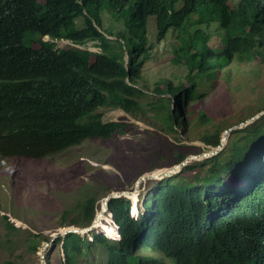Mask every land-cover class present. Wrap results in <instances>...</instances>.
<instances>
[{
    "label": "trees",
    "instance_id": "1",
    "mask_svg": "<svg viewBox=\"0 0 264 264\" xmlns=\"http://www.w3.org/2000/svg\"><path fill=\"white\" fill-rule=\"evenodd\" d=\"M45 1L54 36H69L68 21L78 8L69 0ZM230 1L143 0L149 8L161 9L157 36L147 42L145 35L140 40L125 31L131 44L127 67L121 42L105 36L123 35L111 26L101 33L91 24L94 0H84L90 10L82 6L89 28L78 39L72 38L92 41L100 49L92 64L93 55L86 50L53 51L54 45L41 43L39 31L32 27L34 20L5 21L0 4V153L37 160L85 139L124 133V124L103 122V108L120 109L132 117L154 113L169 133H185L189 125L197 126L201 143L216 147L221 131L218 125L212 128L208 91L234 60L239 64L264 59V0H232L229 5ZM113 3L107 12L118 21L127 7L113 10ZM34 10L39 13V6ZM95 21L102 27L101 12ZM211 22L218 24L216 44L208 31ZM150 47V57L157 53L182 73L174 75L175 82L156 80L150 90L154 94L147 97L144 77L152 64ZM224 74L229 78L228 70ZM191 102L199 103V109L190 111L194 115L187 123L184 115ZM261 103L257 112L264 109V96ZM14 129L22 134L14 135ZM175 154L180 162L184 159L183 154ZM238 177L245 184L233 185ZM149 196L137 219L129 215L127 199L109 200L119 241L94 233L91 242L73 233L58 239L63 264H76L92 244L105 248V264H264V115L233 130L218 154L162 179ZM82 205L77 216L66 218L62 213L60 224H90L93 203L86 199ZM3 219L6 229L14 230ZM28 234L37 240L28 245L35 251L41 236ZM45 260L48 263V254Z\"/></svg>",
    "mask_w": 264,
    "mask_h": 264
},
{
    "label": "rangeland",
    "instance_id": "2",
    "mask_svg": "<svg viewBox=\"0 0 264 264\" xmlns=\"http://www.w3.org/2000/svg\"><path fill=\"white\" fill-rule=\"evenodd\" d=\"M210 33L213 34L211 42L216 44L220 35L215 28H211ZM151 60L144 77V84L149 88L147 97L154 94L150 90L156 80L167 78L175 82L174 75L182 73L180 68L169 67V59L163 60L157 53ZM226 70L230 73L229 78L224 74ZM224 71L205 98L211 102L207 106L213 115L212 128L218 125L221 137L227 136L225 147L231 134L228 130L251 124L250 116H255L262 104L264 67L260 60L239 64L234 60ZM188 105L184 117L189 119L194 115L190 111L193 109L196 113L199 103ZM102 111L103 122L124 124V133H116L107 139H85L79 145L43 159L0 158V185L3 186L0 189V209L3 210L0 212V264H39V248L46 241L43 238L49 239L53 232L68 225L60 224L62 213L66 218L77 216L86 199H91L96 210L102 198L111 193L133 192L135 182L142 175L181 163L175 153L183 154L185 160L212 150L201 143L202 131L197 126L189 125L185 133H169L154 113L132 117L119 109L103 108ZM224 130L228 132L224 134ZM203 160H192L186 165ZM239 179L233 185H240ZM161 180L160 177L147 179L138 185L135 203L139 214L144 211L142 202L150 198ZM2 214L13 221L14 230L6 229ZM29 232L41 236L35 251L28 246L36 240ZM83 237L92 241L90 234ZM45 254H48V264H63L60 244L46 248ZM104 261L105 248L92 244L76 264H105Z\"/></svg>",
    "mask_w": 264,
    "mask_h": 264
},
{
    "label": "clouds",
    "instance_id": "3",
    "mask_svg": "<svg viewBox=\"0 0 264 264\" xmlns=\"http://www.w3.org/2000/svg\"><path fill=\"white\" fill-rule=\"evenodd\" d=\"M69 1L72 2L73 5L76 8H78V12H76V14H74L71 17V19L68 21L69 36L60 37V38L54 36V30H52V27H51L52 24L50 23V21L48 20L47 16L45 15L46 8H47V3H46L45 0H1L0 4H1V7H2V16L4 17V20L7 21V22L17 23V22H20L21 20H24V21H27V20H32L33 21L34 20L32 27L37 29L39 31V33H40V35L37 36V39H39V41L41 43H47V44L54 45L53 49H52L53 51H57V50L65 51V50H69V49H75V50H86V51L92 53V55L96 54V53H99L100 49L97 48L96 46H94L93 45L94 43L92 41H87V42L80 43L78 41L73 40V39H78V37L81 36L83 33H85V31L89 28V24H88V22L85 19V17L87 16V12H86V10L84 8H82L83 4L88 8V10H90V9H89L88 5L84 2V0H69ZM113 1H114L113 7H112L113 10L115 9L117 11H120L121 9L127 7V11H126L124 17H122L120 20L117 21L116 19H114L112 16H110L108 14L107 8L111 4V0H94L95 5H96V12L93 13V12L90 11L93 14V17H94V19H91V24L94 25L97 28V30L99 32H101V33H103V30H105L108 26H111L112 28H114L116 31L120 32L123 35V38H120V37H117V36H110V35H107V34L105 36L109 40L115 41V40L118 39L121 42V44H122V54H123V65H124V67H127V63L130 61V57H131V44H130V42L127 39L125 31L128 30L132 34L135 33L136 35H134V34L133 35L136 38L140 39V40H144V35H145V38H146L147 42L155 41L156 40V36H157V28H158L157 21L159 20V15H160L161 9H159L157 11L153 10V9L149 8L148 7V3L145 4L143 2V0H135L134 2H129V3H127L125 0H113ZM193 1H196V0H193ZM231 3H233L232 0L229 2V5H231ZM34 6H39V10H40L39 13H37L36 10H34ZM99 12H101V25H102V27H100L95 21V18L98 15ZM211 23L212 24H211V26L208 29L209 32H210L211 28H215V27L217 28V25H218L216 22H211ZM263 25H264V22H263ZM59 44H64L67 47L66 48L62 47ZM56 45L59 46V47H56ZM34 47L35 48L39 47L37 42H34ZM93 49L95 51H93ZM151 49H152L151 47L148 48L149 57H150V54L152 53ZM94 58H95V56L93 55V57L89 60V64L93 63ZM255 60H260L261 65L264 67V59H262L261 57H255L253 61H255ZM253 61H251V62H253ZM146 65H147V63L145 64V66ZM198 109H199V107H198ZM109 110H111V109H109ZM263 111H264V109L260 110L259 112L256 113V115L260 114ZM263 115L264 114H262L259 117L255 118V120H257L258 118H260ZM255 116H253V117H255ZM250 118H252V116H250ZM255 120H253L251 122H254ZM187 123H190V118L187 119ZM236 129H238V128H236ZM236 129H233V130H236ZM233 130H231L230 132H232ZM228 131L224 130L223 133L225 134ZM13 134L17 135V134H22V133H20V131L14 129L13 130ZM14 139L16 140V138H14ZM95 139H97V138H95ZM221 140H222V137L220 135V141ZM216 147H214V148H216ZM214 148H212V149H214ZM11 157H24V158L30 159V158H28L26 156H15V155L6 156V155L0 153V158L3 159V160H5L7 158H11ZM45 158H47V157H45ZM40 159H43V158H40ZM31 160H34V159H31ZM174 174H176V173H174ZM162 179H164V177ZM238 179H239V177L235 178L232 181V184H233V182L237 181ZM239 181L242 182V183H240L239 186L245 184V180H243V179L240 180L239 179ZM135 184H136V182H135ZM1 186L2 185H0V189H1ZM236 186H238V185H236ZM0 192H1V190H0ZM116 198H120V197H116ZM122 198H125V197H122ZM103 199L104 198H102V200L100 202L99 208H96V210L94 211V216H93V219L90 222V224H88L87 226H82V227L76 226V225H67L66 228L67 227L70 228L71 226H73L75 228H79V229L91 227L95 216L98 213H100V211L102 209V201H103ZM113 199H115V198H113ZM125 199H127L129 201V203H130V201H131L130 197L129 198H125ZM131 204H132V202L129 205V215L133 219H137L140 214L138 213L137 216L131 215V213H132ZM2 211L3 210L0 209V212H2ZM2 216L6 217L7 221L9 223H11V224L13 223V221H9V219H8V217L6 215L2 214L1 217ZM105 216H108L109 220L113 223V225H114V227H115V229L117 231V235L118 236H117V238L113 237L112 238L113 241H119L120 240L119 229L117 230V225L113 221L112 214L108 210V204H107L106 213L103 216V220L100 221V223L92 231L83 233V235L82 234H77V235H79L83 239H86L83 236H85L87 234H90L91 240H93L92 233H94L96 235H103L104 237L109 239L110 237H107V235H105V233L97 232L98 231L97 229L99 227H102L105 224V222H106L105 221ZM53 233H55V232H53ZM73 234H76V233H73ZM50 238H51V236H50ZM50 238L48 240L44 241L43 243L49 242ZM58 239L63 240L61 237H59ZM58 239L55 241L54 244H59V243H57ZM112 239H110V240H112ZM89 242H91V241H89ZM61 244H62V242L60 243V250H61ZM53 245H50L48 247H52ZM41 247H42V245H41ZM41 247L39 248V264H40V250H41ZM48 247H46V248H48ZM46 248L44 250V256L42 258L43 261H44V264H48L46 262V260H45V257L47 255V254H45ZM61 252H62V250H61ZM62 255H63V253H62ZM63 261H64V259H63Z\"/></svg>",
    "mask_w": 264,
    "mask_h": 264
},
{
    "label": "water",
    "instance_id": "4",
    "mask_svg": "<svg viewBox=\"0 0 264 264\" xmlns=\"http://www.w3.org/2000/svg\"><path fill=\"white\" fill-rule=\"evenodd\" d=\"M262 114H264V111L261 112L260 114L256 115L255 117L250 118L249 121H253V120H255V118L259 117V116L262 115ZM236 128H237V126L232 127V128H230L229 131H231V130H233V129H236ZM225 138H226V139H225ZM225 138H223V139L220 141V144H219L216 148L212 149L210 152L202 153V154H198V155L195 156V158L206 159V158H209V157H212V156L218 154V153L222 150V148L224 147V145H225V143H226L227 137H225ZM224 142H225V143H224ZM199 155H200V156H199ZM188 158H190V157H188ZM197 160H198V159H197ZM188 162H190V161H188L187 158H186V159H185L184 161H182L181 163L176 164V165H174V166L171 167V168H168V171L162 173V175H161L160 178L171 176L172 174H174V172H176V171H174V170H175L177 167H179V168L181 169V168L184 167ZM180 169L177 170V172H179ZM147 179H158V178H157L156 176L154 177V176H152V175H145L143 178H139V179L136 181V184H135V187H134V191H133V192H125V191H121V192L111 193V194H109L108 196H106V197L103 199V201H102V209H101L100 213H98V214L95 216V218H94V220H93V223H92V226H91V227H89V228L79 229V228H75V227L71 226L70 228L67 227V228H64V229H62V230H58V231H56L55 233H53V234L51 235V238H50L49 242H45V243L42 244V247H41V250H40V264H44V261H43L42 258H43V256H44V250H45L46 247H48V246H50V245H53V244L55 243V241H56L59 237H61L62 239H64L65 236H66L68 233L81 234V231H83L84 233L92 231V230H93V229H94V228L100 223V221L103 220V216H104V214L106 213V210H107V204H108V201H109L110 199H113V198H116V197H125V198H129V197L134 196V195L136 194L137 187H138V185L140 184L141 180H147Z\"/></svg>",
    "mask_w": 264,
    "mask_h": 264
},
{
    "label": "bare ground",
    "instance_id": "5",
    "mask_svg": "<svg viewBox=\"0 0 264 264\" xmlns=\"http://www.w3.org/2000/svg\"><path fill=\"white\" fill-rule=\"evenodd\" d=\"M225 137H227L226 135H223L222 136V139L223 138H225ZM226 139V138H225ZM225 143V142H224ZM200 156V155H199ZM197 159H199V158H195V156H190V158H187V160L188 161H192V160H197ZM189 163V162H188ZM180 168L179 167H177L174 171H176L177 172V170H179ZM168 171V169H162V170H157L156 172H153V173H151V174H145V175H152V176H156L157 178L158 177H161V175H162V173H164V172H167ZM176 172H174V173H176ZM145 175H142L140 178H143ZM161 179V178H160ZM143 180H141V182H142ZM130 191V190H129ZM131 199L130 200H132V204H131V211H132V213H131V215H134V216H137L138 215V210L136 209L137 207H136V203H135V201H136V196L134 195V196H132V197H130ZM134 213V214H133ZM105 224L102 226V227H99V230H102V231H99V232H104L105 233V231H106V233H105V235H107V237H110V238H113V237H116L117 238V231H116V229H115V227H114V225H113V223L109 220V218H108V216H105ZM119 228H118V226H117V230H118ZM60 230H62V229H60ZM105 230V231H104ZM83 231H81V234L83 235Z\"/></svg>",
    "mask_w": 264,
    "mask_h": 264
}]
</instances>
